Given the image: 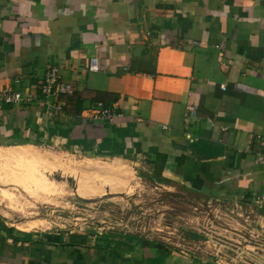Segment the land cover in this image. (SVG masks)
I'll return each mask as SVG.
<instances>
[{"label":"crops","instance_id":"obj_1","mask_svg":"<svg viewBox=\"0 0 264 264\" xmlns=\"http://www.w3.org/2000/svg\"><path fill=\"white\" fill-rule=\"evenodd\" d=\"M53 66L76 88L64 113L0 104V139L119 151L113 173L158 167L164 183L264 204V0H0V91L36 89ZM98 102L122 116L91 120ZM58 238L0 219V264H116Z\"/></svg>","mask_w":264,"mask_h":264},{"label":"rangeland","instance_id":"obj_2","mask_svg":"<svg viewBox=\"0 0 264 264\" xmlns=\"http://www.w3.org/2000/svg\"><path fill=\"white\" fill-rule=\"evenodd\" d=\"M115 153L0 139V219L116 264H264L259 197L215 198L135 165L116 174Z\"/></svg>","mask_w":264,"mask_h":264},{"label":"built area","instance_id":"obj_3","mask_svg":"<svg viewBox=\"0 0 264 264\" xmlns=\"http://www.w3.org/2000/svg\"><path fill=\"white\" fill-rule=\"evenodd\" d=\"M99 71H101L99 60L96 58L91 59L88 72L97 73ZM15 84L20 85V81L16 80ZM75 93V86L72 83L65 82L61 70L53 66L46 72L43 80L36 89L25 88L17 90L13 86H10L1 90L0 104L4 103L23 108L40 104L45 108L48 117L55 118L57 115L64 113L65 106L60 100L73 96ZM196 113L197 107L195 105H188L185 112V122L188 123L191 118L196 116ZM121 116L115 108L107 107L104 103L98 102L93 107L90 119L93 121L113 123ZM164 128L167 129L166 127Z\"/></svg>","mask_w":264,"mask_h":264},{"label":"trees","instance_id":"obj_4","mask_svg":"<svg viewBox=\"0 0 264 264\" xmlns=\"http://www.w3.org/2000/svg\"><path fill=\"white\" fill-rule=\"evenodd\" d=\"M66 98H69V97H66ZM71 98H72V97H71ZM101 151H102V149L100 148V149H99V153H101ZM112 153H113V152H112ZM112 153H111V154H112ZM113 155L123 156V153H118V154L115 153V154H113ZM161 159H162V163H165L166 158H165V157H162ZM147 161H148V159H147ZM148 162L154 164L153 162H150V161H148ZM161 170H162L161 168H158V167H157V168H155V173L158 174V175H160ZM194 237H197V236L194 234Z\"/></svg>","mask_w":264,"mask_h":264},{"label":"bare ground","instance_id":"obj_5","mask_svg":"<svg viewBox=\"0 0 264 264\" xmlns=\"http://www.w3.org/2000/svg\"><path fill=\"white\" fill-rule=\"evenodd\" d=\"M107 171V170H106Z\"/></svg>","mask_w":264,"mask_h":264}]
</instances>
